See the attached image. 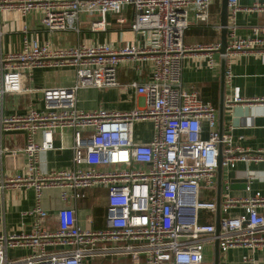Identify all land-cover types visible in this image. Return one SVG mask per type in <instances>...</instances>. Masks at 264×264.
I'll use <instances>...</instances> for the list:
<instances>
[{"label":"built area","instance_id":"built-area-1","mask_svg":"<svg viewBox=\"0 0 264 264\" xmlns=\"http://www.w3.org/2000/svg\"><path fill=\"white\" fill-rule=\"evenodd\" d=\"M216 1L219 4V0H0V14H37L38 25L49 33L77 34L79 15L87 18L90 32L102 31L108 25L106 15L119 16L128 8L129 30L149 39L145 45L118 48L107 43L55 47L29 36L22 26L19 49L0 53V133L24 136L23 146L9 152L20 158L19 172H0V192L31 189L34 195L32 207L22 214L33 218L30 232L0 234V264H82L87 259L114 257H128L131 264H203L204 246H211L215 238L219 253L264 246V237L259 235L264 232V212L260 211L264 210V194L254 192L238 199L220 195L217 237L213 235L215 203L198 198L201 190L214 187L218 143L221 168H231L235 162H264V150L247 153L223 133L219 140L216 108L202 102L196 91L181 86L186 54L203 53L206 67L216 66L212 54L219 50L218 42L183 43L189 21L207 23L209 8ZM238 1L226 0L224 79L229 78L232 56L264 54V28H254L246 37L234 34ZM247 1L251 9L264 12V0ZM125 63L150 67L149 80L126 85L143 98L142 107L126 112L77 109L79 90L119 87L116 68ZM40 68H70L73 83L63 88H25L30 71ZM31 91L39 92L40 109L2 114L4 95ZM250 103L264 105V98L244 102L235 90L224 105ZM138 122L151 125L147 143L133 141V125ZM202 125L205 139L201 138ZM64 130L70 132L69 166L40 172L38 155L54 151V140L63 149ZM253 178L245 174L246 191ZM94 187L105 191L103 227L82 229L74 208L84 191ZM44 190H56L58 199L70 204L56 210L50 222L53 228L50 215L40 206ZM236 207L241 214L222 216ZM199 212L211 214L212 221L200 223ZM15 248H27L29 253L9 259L7 250ZM243 264L254 263L245 258Z\"/></svg>","mask_w":264,"mask_h":264},{"label":"crops","instance_id":"crops-1","mask_svg":"<svg viewBox=\"0 0 264 264\" xmlns=\"http://www.w3.org/2000/svg\"><path fill=\"white\" fill-rule=\"evenodd\" d=\"M239 10L234 18V34L237 37L250 36L254 28H264V12L258 8L251 9L252 3L247 0L238 1ZM249 8L250 10H245ZM218 9V10H217ZM207 23H195L189 21L188 27L183 33V43L191 44H210L219 43V4L213 2L208 11ZM37 14H29L19 17L17 13L0 14V53L17 51L22 38L19 32L22 26L28 30L29 36H36L40 42H48L55 47H65L77 43H107L113 48L125 45H145L149 39L141 34L132 33L129 30L130 10L127 8L119 16L106 15L105 20L108 24L104 30L90 32L87 26V18L79 15L77 26L79 32L49 33L42 29L38 23ZM123 22H119V20ZM226 32L225 41L228 38ZM226 43V42H225ZM216 66L208 69L205 65L203 53H188L183 59L181 71V86L185 90L197 92L202 102L208 103L216 108L219 96V62L218 54L213 53ZM229 78L224 79L223 87V114H222V133L231 137L233 145L240 147L247 153H254L264 150V105L234 104L224 105L226 100H230L232 94L237 90V94L244 102L264 98V54L261 53H240L232 56L228 62ZM150 67L143 64L140 68H135L131 64L125 63L116 68V81L119 87L94 89L87 88L79 90L76 94V107L84 112L96 109L108 112H126L133 108L143 106V98L129 89L126 85L129 82L143 83L149 80ZM74 74L72 69H33L28 74L24 82V87L35 89L63 88L73 83ZM13 96L14 107L11 103H2V114L13 113L22 114L28 108L40 109L41 99L39 92L31 91L20 95L6 94ZM152 129L149 122H138L133 125L132 138L135 143H147L151 139ZM62 146L54 140V151L43 152L38 155V167L40 172L50 169L68 167L70 164V132L62 131ZM201 138H206L205 127L202 125ZM38 141L39 137L36 136ZM24 144V136L21 132H1L0 133V172L18 173L21 167L20 158L10 156L11 150L20 149ZM249 172L254 178L248 184V191L242 189L239 181L245 180V174ZM231 180H237L232 186ZM212 182L214 187L203 189L199 192V201H214V190L216 174ZM220 195H227L230 198L238 199L250 196L254 192L264 194V162H235L233 167H223L220 171ZM227 186V189H226ZM231 186V187H230ZM246 186V183H245ZM105 191L99 187L90 188L84 191V198L77 201L74 208L77 223L82 229H99L103 227L104 215V196ZM221 198V196H220ZM34 202V195L31 189L14 190L6 189L0 192V234H28L31 229L33 218L22 216L29 210ZM70 204L62 203L58 199L56 190H44L41 192L40 206L50 215L49 225L56 210L67 207ZM263 211L264 210H260ZM242 213L241 208H230L224 216L235 217ZM204 214V213H203ZM203 215V222L210 223L212 216ZM91 219V222L88 221ZM264 237V232L259 234ZM49 251L53 249H48ZM29 253L27 248H15L7 250L9 259H19ZM203 264H211V246H204ZM245 258H251L254 264H264V246L253 251L237 247L219 253L218 264H243ZM82 264H131L128 257L114 258H94L87 259Z\"/></svg>","mask_w":264,"mask_h":264},{"label":"water","instance_id":"water-1","mask_svg":"<svg viewBox=\"0 0 264 264\" xmlns=\"http://www.w3.org/2000/svg\"><path fill=\"white\" fill-rule=\"evenodd\" d=\"M219 50L217 51L218 54V62H219V96H218V103H217V120H218V137L220 140L222 134V114H223V87H224V54H225V37H226V0H219ZM221 144H217V168H216V182H215V190H214V203H215V210L213 213V226H214V237L218 236L219 233V222L221 220L220 216V160H221ZM242 183V189L245 188V180L239 181ZM237 183V180H231V186ZM230 186V187H231ZM219 262V252H218V241L217 238L213 240L211 245V264H218Z\"/></svg>","mask_w":264,"mask_h":264},{"label":"rangeland","instance_id":"rangeland-1","mask_svg":"<svg viewBox=\"0 0 264 264\" xmlns=\"http://www.w3.org/2000/svg\"><path fill=\"white\" fill-rule=\"evenodd\" d=\"M10 97H11V98H14L13 96H7V95L4 96V104H5V107H7V103H8V101H9V103H11L12 106L14 107V100H12V99L9 100ZM203 213H204V215H207L208 217L210 216L207 212H203Z\"/></svg>","mask_w":264,"mask_h":264},{"label":"trees","instance_id":"trees-1","mask_svg":"<svg viewBox=\"0 0 264 264\" xmlns=\"http://www.w3.org/2000/svg\"><path fill=\"white\" fill-rule=\"evenodd\" d=\"M217 10H218V9H217ZM203 215H204L203 212H199V213H198V221H199L200 223H204V222H203V219H202V218H203Z\"/></svg>","mask_w":264,"mask_h":264}]
</instances>
